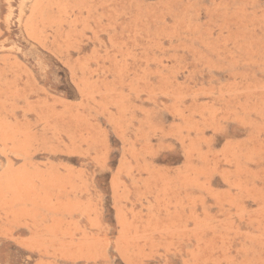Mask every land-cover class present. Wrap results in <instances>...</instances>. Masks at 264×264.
Wrapping results in <instances>:
<instances>
[{
  "label": "rangeland",
  "instance_id": "1",
  "mask_svg": "<svg viewBox=\"0 0 264 264\" xmlns=\"http://www.w3.org/2000/svg\"><path fill=\"white\" fill-rule=\"evenodd\" d=\"M0 264H264V0H0Z\"/></svg>",
  "mask_w": 264,
  "mask_h": 264
}]
</instances>
